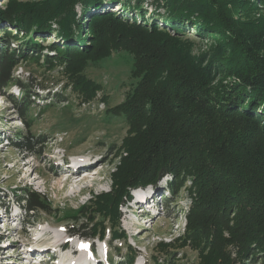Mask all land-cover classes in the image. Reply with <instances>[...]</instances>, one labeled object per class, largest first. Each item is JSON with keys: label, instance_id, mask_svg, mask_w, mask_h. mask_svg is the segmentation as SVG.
Segmentation results:
<instances>
[{"label": "trees", "instance_id": "16d2710c", "mask_svg": "<svg viewBox=\"0 0 264 264\" xmlns=\"http://www.w3.org/2000/svg\"><path fill=\"white\" fill-rule=\"evenodd\" d=\"M115 3L119 12L107 9ZM187 28L210 45L195 53L193 41L179 36ZM0 32V89L19 87L21 112L34 91L12 76L20 61L43 59L47 72L60 66L62 89L86 103L101 88L84 74L89 63L118 52L131 60L133 82L109 109L127 126L111 187L63 216L85 230L81 236L88 231L101 239L108 230L112 238L125 237L119 210L130 189L168 175L171 197L184 187L191 202L183 234L157 244L165 264H179L169 255L175 247L194 250L195 264L264 263V0H5ZM34 35H52L61 45L43 55ZM15 41L18 48H11ZM51 97L65 102L63 91ZM13 139L14 148L35 150L34 138L16 133ZM16 195L25 214L50 212L41 193ZM128 250L132 262L136 253Z\"/></svg>", "mask_w": 264, "mask_h": 264}, {"label": "rangeland", "instance_id": "374dc122", "mask_svg": "<svg viewBox=\"0 0 264 264\" xmlns=\"http://www.w3.org/2000/svg\"><path fill=\"white\" fill-rule=\"evenodd\" d=\"M4 3L5 0H0V6ZM120 8L119 3L107 5V9L114 12H119ZM144 10L145 18L151 21L150 6ZM134 15L140 19L138 13ZM156 21L173 33L160 19ZM6 29L15 34L11 27L6 26ZM179 36L193 41L195 53L211 43L200 40L191 28ZM33 40L45 47L43 55L54 54L48 49L58 42L54 36L34 35ZM58 43L61 45V41ZM10 47L18 48L17 42ZM42 63L43 59L20 61L12 71L23 90L34 91V100L29 101L27 111L21 112L18 105L22 97L18 86L11 83L7 90L0 89V264H27L30 258L33 264H72L69 259L71 244L57 245L53 238L56 232L84 245L83 251L88 257L86 264H155V258L165 264L168 256L157 244L159 241L172 242L183 234L185 215L191 202L184 187L177 198L171 197L168 187L173 179L168 175L154 186L147 184L130 189L131 197L125 199L119 210V227L124 230L125 237L112 238L106 230L100 239L89 236L87 229L86 235L81 236L85 230L68 219L63 220L65 213L87 203L92 194L108 191L111 187L110 173L118 163L117 151L127 126L109 109L123 101L133 82L131 60L125 53L118 52L102 61L89 63L84 74L101 88L96 98L86 103L70 88L62 89L66 78L60 66L47 72ZM39 85H47L49 90L40 89ZM60 91H63L65 102H55L51 97ZM10 95L17 102L11 101ZM22 117L27 120V126L22 123ZM16 133L35 139L32 153L13 147ZM68 171L75 173L76 178L66 180L67 175H73ZM188 185L186 182L185 186ZM24 189L46 196L50 212L25 214L24 203L16 195ZM135 192L137 199H134ZM141 194L147 197L139 200ZM136 205L140 206L136 209ZM106 225L110 226L109 223ZM43 243H47L49 249L45 246L43 250L32 252ZM128 247L136 253L132 262H129ZM170 254L179 264L197 262V253L190 248L175 247Z\"/></svg>", "mask_w": 264, "mask_h": 264}, {"label": "bare ground", "instance_id": "6f19581e", "mask_svg": "<svg viewBox=\"0 0 264 264\" xmlns=\"http://www.w3.org/2000/svg\"><path fill=\"white\" fill-rule=\"evenodd\" d=\"M79 168V167H78ZM66 170V169H65ZM70 172V171H68ZM72 173V172H70ZM73 175H67V179L66 180H70L71 178L73 179V177L76 178V176H74L75 173H72ZM85 175V174H84ZM137 195V194H136ZM141 198H138L139 200H144V194L140 195ZM147 197V195L145 196ZM153 208V207H152ZM54 241L57 243V245H66V244H71V247L69 248L72 249L71 254L69 255V259L71 261L72 264H86L85 262L87 261L88 257L86 255V253L83 251L84 249V245L82 243H80L77 239H66L64 234H60L59 232L54 233L53 235ZM35 240V239H34ZM34 242V241H33ZM53 242V241H52ZM52 242H48V243H52ZM29 243V242H28ZM27 243V245H28ZM26 245V246H27ZM47 246V248L45 249H49V246L47 245V243H43L42 245H39L38 248H35L34 250H32V252L34 251H39L40 249L43 250V248ZM31 247V246H30ZM67 247V246H66ZM27 248V247H26ZM29 248V247H28ZM44 249V250H45ZM23 254H26V252H24ZM54 255V254H53ZM24 257V256H23ZM74 257V258H72ZM57 259V258H55ZM68 259V258H67ZM30 258L27 264H33V260ZM39 260V259H38ZM64 261V260H63Z\"/></svg>", "mask_w": 264, "mask_h": 264}]
</instances>
